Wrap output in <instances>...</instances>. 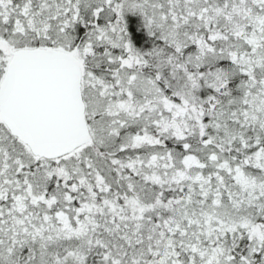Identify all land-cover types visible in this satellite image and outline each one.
Listing matches in <instances>:
<instances>
[{"label": "snow or ice", "instance_id": "1", "mask_svg": "<svg viewBox=\"0 0 264 264\" xmlns=\"http://www.w3.org/2000/svg\"><path fill=\"white\" fill-rule=\"evenodd\" d=\"M0 264H264V0H0Z\"/></svg>", "mask_w": 264, "mask_h": 264}]
</instances>
